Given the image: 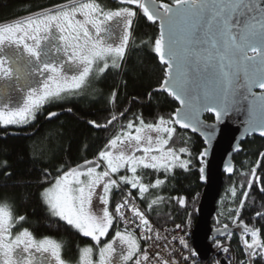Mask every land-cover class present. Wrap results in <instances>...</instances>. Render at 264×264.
Wrapping results in <instances>:
<instances>
[{"label":"snow or ice","instance_id":"6c2138e0","mask_svg":"<svg viewBox=\"0 0 264 264\" xmlns=\"http://www.w3.org/2000/svg\"><path fill=\"white\" fill-rule=\"evenodd\" d=\"M120 2L128 6L106 11L99 3L69 0L61 6L0 23V123L19 125L33 119L35 110L48 98H59L62 92L80 89L97 62H103L99 73L110 67L109 57L111 67L120 68L119 61L129 44L130 26L137 14L131 6H136L148 21H159L158 36L154 39V52L164 66V79L159 88L182 107L176 108L168 119L159 117L157 124H145L142 118H137L139 126H134L129 121L128 131L110 139L97 160H86L83 165L64 171L41 193L55 217L97 243L114 223L107 207L109 194L118 183L113 174L121 170L131 173V176H120L119 180L130 184L131 189H138L142 197L149 186L136 175L138 168L167 173L176 166H188V161L182 160L174 149L165 148L168 139L158 135L153 140L152 136L144 135L146 131L154 130L168 137L175 131L169 125L196 131L202 126L201 111L213 112L219 118L247 101L253 111L259 110L262 114L259 121L250 119L249 127L264 133V91L260 94L252 91L255 87L264 90V0ZM113 24L122 29L118 44L109 42L114 35ZM13 93L17 94L15 98ZM55 115L48 114L49 118ZM116 118L113 115L108 123ZM90 123L102 127L95 121ZM137 152L143 154L137 155ZM186 152V148L179 149L181 154ZM101 161L104 170L98 171ZM226 171L233 172V167L227 166ZM251 174L259 179L255 167ZM162 183L160 179L155 181L156 186ZM251 184L249 181V188ZM98 187H102V192H97ZM94 197L104 205L100 215L93 210ZM130 200L131 193H128L115 206L121 219ZM179 203L183 205L184 199H179ZM129 211L138 218V227H143L141 236L147 239L144 233L151 231L149 219L134 203ZM15 219L23 221L25 217L14 218L6 206L0 205V264H66L56 239L34 238L28 229L13 235ZM124 222L129 223L127 219ZM241 225L244 236L251 237L250 242L243 240L245 251L252 257H264L260 230L249 228L243 222ZM224 231L227 233V225ZM222 250L227 252L228 248ZM139 251L140 244L132 233L127 229L117 230L113 241L99 248L98 264H127ZM92 252L91 247L83 248L80 264H93ZM143 259H148L147 250ZM135 264H141V260L136 259Z\"/></svg>","mask_w":264,"mask_h":264},{"label":"trees","instance_id":"16d2710c","mask_svg":"<svg viewBox=\"0 0 264 264\" xmlns=\"http://www.w3.org/2000/svg\"><path fill=\"white\" fill-rule=\"evenodd\" d=\"M91 1L99 3L104 9L128 6L117 0ZM68 2L0 0V23L13 22ZM159 2L171 3L172 0ZM132 7L137 14L120 68L110 66L104 73H99L101 65H95L85 83L71 97L44 102L27 123L0 126V205L6 206L14 218L25 217L23 221L14 220L18 230L28 229L37 239L45 236L56 239L69 260L79 259L80 250L85 247H93L96 252L100 245L113 239L117 230L121 231L115 206L123 193H131L146 215L159 226H186L196 221L195 208L203 189L200 168L204 143L197 135L180 130L176 125H173L175 132L168 147L187 149L183 154L189 162L187 168L175 167L167 173L145 169L144 176L148 181L155 183L156 179H160L163 183L159 185V192L151 189L142 197L138 189H131L130 184L119 180L125 173L121 174L120 171L115 174L113 179L118 183L109 194L108 204L114 223L99 243L52 216L41 196L43 189L64 171L83 165L86 160L98 159V153L129 121L137 123V118H142L145 124H157L159 117L168 119L178 107L171 96L155 91L164 79V66L154 52L158 25L148 21L136 6ZM54 111L60 113L46 119ZM113 115L117 117L116 120L105 129H95L90 125L95 121L105 126ZM204 119L208 122L213 120L207 114ZM232 161L234 174L224 176L216 204L217 217L211 221L212 226H231L235 222H243L259 229L261 241L264 242V215H256L264 214V191L260 192L264 188V138H247L241 143V151L233 155ZM254 167L256 177H259L258 183L251 174ZM249 181H252L250 188ZM179 199H184L185 203L181 205ZM224 241L234 249L235 264H245L246 257L238 236L229 234L220 240ZM193 259L196 264L205 262L199 261L195 255ZM253 264H264V257L257 256Z\"/></svg>","mask_w":264,"mask_h":264},{"label":"water","instance_id":"95a60500","mask_svg":"<svg viewBox=\"0 0 264 264\" xmlns=\"http://www.w3.org/2000/svg\"><path fill=\"white\" fill-rule=\"evenodd\" d=\"M117 1L120 2V0ZM148 2L151 3V0H148ZM156 23L159 25V21ZM155 91L169 95L165 90H161L159 87L155 88ZM252 91L256 94H260L264 90L255 87ZM171 98L176 102L178 107H182L179 101H176L172 96ZM54 113L57 115L60 112L54 111ZM206 114L212 116L213 120L210 122L206 121L204 119ZM261 115L259 110L253 111L247 101H242L231 108L226 115H222L219 118H217L213 112L201 111L199 119L202 126H198L196 131H193L191 128L184 129L176 125L180 130L197 135L204 143V149L202 150L203 164L200 168V180L203 184V189L195 208L196 221L191 238L195 256L201 262L207 261L213 253L214 240L222 239L227 234L235 231L237 232L239 229L242 230L241 225H227V233H225L224 227L215 228L212 226L211 221L217 217L216 204L220 198L224 176H232L234 174L233 155L241 151V143L247 138L252 136L264 138V133H262L259 128L253 129L248 125L250 119H256L257 121L261 120ZM51 118H49L48 115L46 116V119ZM111 123L102 127H95L92 123H90V125L95 129H105ZM9 134L13 135L11 132H9ZM227 166H232L233 172H227ZM201 169H203V171H201ZM256 181L258 183L259 179H256ZM258 188L260 189L259 184ZM260 192L262 193L261 189ZM219 264L227 263L221 259L219 260Z\"/></svg>","mask_w":264,"mask_h":264},{"label":"built area","instance_id":"2783aa9c","mask_svg":"<svg viewBox=\"0 0 264 264\" xmlns=\"http://www.w3.org/2000/svg\"><path fill=\"white\" fill-rule=\"evenodd\" d=\"M120 198L119 203H122L127 194ZM134 203L141 211L144 212L145 217L150 221L151 231L145 232L144 236L148 237L144 239L141 236L143 227H138L140 222L138 218L134 217L132 212L129 211V207ZM118 225L121 231L127 229L128 232L132 233L142 244V249L139 255L130 263L135 264L136 259L141 260V264H163V261H168V264H196V260L193 259L194 251L192 248V232L194 224L186 226L179 225H166L159 226L153 220H151L141 208L140 204L131 196L129 205L124 208V219H121L116 214ZM127 219L129 223L126 225L124 220ZM183 241V243H181ZM219 245V246H218ZM228 248L227 252L222 249ZM215 251L210 255L209 259L204 262L208 264H219L218 258L224 260L227 264L234 263L233 248L229 242L217 243L214 247ZM147 250L148 259H143V253ZM159 253V255H157Z\"/></svg>","mask_w":264,"mask_h":264},{"label":"rangeland","instance_id":"374dc122","mask_svg":"<svg viewBox=\"0 0 264 264\" xmlns=\"http://www.w3.org/2000/svg\"><path fill=\"white\" fill-rule=\"evenodd\" d=\"M83 2H95V1H91V0H86V1H83ZM95 3H97V2H95ZM121 7H127V6H119V7H116V8H113V9H105L106 11L107 10H118L119 8H121ZM132 7V6H131ZM34 15V14H33ZM30 16V15H29ZM25 18V17H24ZM135 18V17H134ZM134 18H133V21H134ZM22 19V18H21ZM133 24V23H132ZM113 33H114V35H113V37H112V39L109 41L110 43H114V44H118L119 43V36L120 35H122V29H121V27H117L115 24H113ZM131 27H132V25L130 26V34H131ZM129 40H130V38H129ZM128 46H129V44H128ZM128 46H127V48H128ZM127 48H126V51H127ZM52 55H55V53H52ZM121 61V60H120ZM119 61V62H120ZM108 63H109V65L111 66V57H109L108 58ZM98 64H100L101 66L100 67H103V62L101 61V62H97L96 64H94V66L95 65H97V66H99ZM77 89H74V90H68V91H65V92H62L61 93V95H60V97L59 98H48L47 100H45L44 102H46V101H49V100H55V101H61L62 99H66V98H68V97H71L73 94V92H75ZM25 94H26V91H25ZM13 95V98H15L16 97V93H13L12 94ZM133 122V121H132ZM134 123V126H139V122H137V123H135V122H133ZM127 125V124H126ZM0 126H2V127H10V126H14V125H4V124H2V123H0ZM169 126H171V127H173V125H169ZM123 130H120V132L117 134V135H120L121 134V132H123V131H128V129H127V127L125 126V127H123L122 128ZM175 132V131H174ZM133 134H135L134 133V131H133ZM174 134V133H173ZM116 135V136H117ZM144 135H150V136H152L153 137V140H155V138L158 136V135H163V138H165V139H168V140H170V138L171 137H168V136H166V135H164V134H162V133H160V134H158V133H156L154 130L153 131H151V132H148V131H146L145 133H144ZM173 136V135H172ZM119 147V146H118ZM165 148L167 149V148H169L168 147V145H166L165 146ZM172 149H174V148H172ZM176 152H177V154L180 156V158L182 159V160H186V158L185 157H183V154H181V153H179V149L178 150H176V149H174ZM137 155H142L143 153L142 152H137L136 153ZM153 154H159V153H153ZM94 160H97V159H92V160H90V161H94ZM189 163V162H188ZM101 164H102V166L104 167V164H103V162L101 161ZM94 166V165H93ZM176 167H179V166H176ZM175 168V167H174ZM174 168H172V169H169L168 171H171V170H173ZM104 170V168H102V167H100L99 169H98V171H103ZM147 170V169H146ZM122 171V173L121 174H124V175H128V176H131V173H129L127 170H121ZM144 171H145V168H143L142 166L140 167V168H138V171H137V174L136 175H138L140 178H141V182L142 183H145V184H147L148 186H149V189H148V191L146 192V193H144L143 195H145V194H148L149 192H150V190L151 189H154V190H156V192H159V186H156L155 185V183H151L150 181H148L147 180V178H146V176H144ZM63 174V173H62ZM61 174V175H62ZM118 174V173H117ZM114 175L115 174H113V176H112V178H115L114 177ZM55 182V181H54ZM53 182V183H54ZM52 183V184H53ZM51 186V185H50ZM50 186H48V187H50ZM97 192L99 193V192H102V187H98V189H97ZM45 204H46V202H45ZM92 207H93V210H94V212L97 214V215H100V214H102V212H101V209L104 207V205L96 198V197H94V199H93V205H92ZM107 207H108V205H107ZM243 224H245V223H243ZM195 225V224H194ZM236 225H241V222H235L233 225H231V226H236ZM245 225H247V224H245ZM225 225H220V226H215V228H223ZM242 226V225H241ZM249 228H252V229H257V228H255V227H252V226H250V225H247ZM120 228V227H119ZM242 228V230H238L237 232L235 231V232H231V233H229V234H236L237 236H238V238H239V240H240V242H241V245L243 246V240L244 239H247L249 242H250V240H251V237H250V235H248V236H244V229H243V226L241 227ZM20 231V230H19ZM82 234V233H81ZM229 234H227V235H229ZM83 235V234H82ZM226 235V236H227ZM84 236V235H83ZM35 238V237H34ZM90 238V237H89ZM104 237H102L101 239H103ZM220 240L221 239H216V240H214L213 241V248L214 247H216L217 246V243H220ZM111 241H113V239L112 240H110V241H108V242H111ZM137 241H138V243L140 244V242H139V240L137 239ZM108 242H106V243H108ZM215 242V243H214ZM97 243V242H96ZM104 245V244H103ZM103 245H100V247L99 248H101V247H103ZM116 246L119 248V242L118 241H116ZM233 248V247H232ZM243 248H244V246H243ZM83 249V248H82ZM81 249V250H82ZM92 249H93V252H92V254H91V259H92V261H93V264H98V260H99V249H97L96 250V252H95V249L92 247ZM81 250H80V255H81ZM214 251H215V249H213ZM244 250V254H245V264H253V262H254V259L258 256H256V257H252L248 252H246L245 251V249H243ZM213 251V252H214ZM233 251H234V249H233ZM140 252V251H139ZM80 255H79V261H78V264H80ZM138 254H134V257H133V259L137 256ZM233 256H234V263L233 264H235V252H233ZM219 260H221V258H218V263H219ZM131 263V261H129V262H127V264H130Z\"/></svg>","mask_w":264,"mask_h":264},{"label":"flooded vegetation","instance_id":"af4514ba","mask_svg":"<svg viewBox=\"0 0 264 264\" xmlns=\"http://www.w3.org/2000/svg\"><path fill=\"white\" fill-rule=\"evenodd\" d=\"M12 232H13V235H15L16 233L19 232L18 226H17L16 223H15V227L12 229ZM61 250H62V248H61ZM61 254H62V258L65 259L66 264H78V261H79L78 259L77 260H73V259L72 260H69L68 257H66L65 254H63V250L61 251Z\"/></svg>","mask_w":264,"mask_h":264},{"label":"crops","instance_id":"0c3cea01","mask_svg":"<svg viewBox=\"0 0 264 264\" xmlns=\"http://www.w3.org/2000/svg\"><path fill=\"white\" fill-rule=\"evenodd\" d=\"M43 198V197H42ZM49 208V207H48ZM49 211H50V213H51V210L49 209ZM52 214V213H51ZM52 216H54L53 214H52ZM55 217V216H54ZM56 218H58V217H56ZM60 219V218H59ZM140 250H141V244H140Z\"/></svg>","mask_w":264,"mask_h":264}]
</instances>
